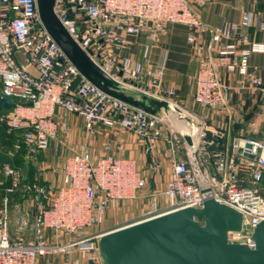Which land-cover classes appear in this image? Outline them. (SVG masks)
Returning <instances> with one entry per match:
<instances>
[{
    "label": "built area",
    "instance_id": "1",
    "mask_svg": "<svg viewBox=\"0 0 264 264\" xmlns=\"http://www.w3.org/2000/svg\"><path fill=\"white\" fill-rule=\"evenodd\" d=\"M210 2L195 0L199 7ZM54 12L94 65L127 95L137 98L144 94L179 108L177 90L165 80L164 64L151 65L146 53L143 62L126 53L129 37L146 34L156 45L167 25L181 24L189 30L187 41L199 64L193 96L197 104L223 110L231 93L225 75L234 74L249 81L264 97V84L249 64L252 54L264 53V44L252 41L245 33L254 26L256 16L252 13H246L240 23L213 27L200 20L189 0H55ZM260 28L264 29V24ZM203 36H209L208 43L203 42ZM0 97L13 105L0 110V128L8 134L21 132L19 142L7 150L0 146V154L9 159L0 160V187L10 182L0 207V264H38L40 259L50 263L55 256L72 260L76 252L91 264H103L97 241L104 233L89 235L87 230L100 224L108 209L143 197L148 178L138 159L127 157L121 144L107 143L99 155L88 143L70 147L71 127L66 115L81 117L87 134L101 124L135 135L145 146L148 169L158 172L162 164L156 153L163 125L169 114L177 112L149 114L92 84L47 31L37 0H0ZM199 125L194 134L191 132L192 147L180 134H170V173L163 192L169 208L149 218L216 200L243 215L242 231L230 232L228 241L253 249V230L264 221L260 190L264 144L242 139L254 144L252 154L262 148L257 161L243 163L237 145L233 154L210 152L214 141L206 139L205 123ZM53 143L67 148L69 154L61 165V184L50 196L43 184L41 158ZM22 149L25 161L36 171L28 186L36 210L27 213L19 228L22 231L31 220L29 240L10 234V195L25 179L11 162ZM180 151L184 158L178 157Z\"/></svg>",
    "mask_w": 264,
    "mask_h": 264
},
{
    "label": "crops",
    "instance_id": "2",
    "mask_svg": "<svg viewBox=\"0 0 264 264\" xmlns=\"http://www.w3.org/2000/svg\"><path fill=\"white\" fill-rule=\"evenodd\" d=\"M189 1L198 13L200 20L213 27L224 23H240L246 13L254 14L256 16L254 26L246 29L245 33L252 41L264 44V29L260 28L264 24V0H212L204 7L197 6L195 0ZM188 33L189 30L185 25L169 24L156 45L151 44L146 34L129 37L130 49L126 55L135 61L143 62L146 53L151 65L159 62L164 64L166 69L165 80L176 88V102L183 106L182 110L197 114L199 118L205 120L208 131L222 135L223 147H219L220 144L214 142L209 148L210 152L229 151L230 154H233L234 146L242 139L264 144V97L261 91L252 86L249 81H244L235 74L225 75L231 93L228 104L223 110L204 109L194 101L195 78L199 64L187 41ZM202 40L204 43H208L210 38L209 36H203ZM249 64L251 71L253 72L256 69L255 74L264 84V53L252 54ZM66 118L71 127L70 147L78 148L83 140L84 121L81 117L74 115H66ZM166 127V124H164L162 137L158 143L156 159L161 164L167 163L170 173V145L168 139L171 133ZM94 130L95 134L90 138V143L95 155L102 154L106 143L121 144L126 150V156L134 157L139 162L143 156L141 151H146L143 142L129 132L108 129L101 124H97ZM68 154L67 148H58L57 144L53 143L50 149L42 155L41 159L44 165L43 184L45 187H57L61 184V165ZM145 154L144 156L147 159ZM139 156L140 158H137ZM178 157L184 158L183 151L178 153ZM147 162L149 163V159ZM211 172L215 175L213 166ZM168 179L169 175L167 176ZM263 183L264 180L261 185ZM261 185L260 190L264 196V186ZM141 195H143V192ZM76 260L78 263H76ZM38 264L91 263L87 261L85 255L76 252L72 260L67 256H55L50 259V263L40 259Z\"/></svg>",
    "mask_w": 264,
    "mask_h": 264
},
{
    "label": "water",
    "instance_id": "3",
    "mask_svg": "<svg viewBox=\"0 0 264 264\" xmlns=\"http://www.w3.org/2000/svg\"><path fill=\"white\" fill-rule=\"evenodd\" d=\"M37 2L41 20L51 37L80 73L101 91L149 114L162 111L183 114L168 102L144 94L135 98L119 91L61 24L54 12L55 0ZM2 108L11 109L13 105L0 97V110ZM186 120L189 126L194 127L190 119ZM196 131L194 127L192 134ZM192 134L180 133L190 147L194 145ZM205 134L206 139L216 143L224 141L221 134L208 130ZM236 145L238 155L245 159L243 163L250 161L252 164L262 153V148H258L252 154L254 144L245 140ZM242 229L243 215L240 212L216 200H209L202 207L167 212L106 232L98 239L97 249L103 264H264V221L253 230V249L247 244L228 241L230 232Z\"/></svg>",
    "mask_w": 264,
    "mask_h": 264
},
{
    "label": "rangeland",
    "instance_id": "4",
    "mask_svg": "<svg viewBox=\"0 0 264 264\" xmlns=\"http://www.w3.org/2000/svg\"><path fill=\"white\" fill-rule=\"evenodd\" d=\"M178 107L182 109L183 106L178 104ZM183 111V110H182ZM184 114L171 113L169 114V118L165 120L166 128L170 133L180 134L182 132L191 133L194 130V127H200L199 124L205 123L204 119L199 118L197 114L193 112L184 111ZM76 116V115H74ZM78 117V116H77ZM186 118L192 121L193 126H189ZM202 121V122H201ZM106 128V127H105ZM83 140L80 143H88L90 146V138L94 136V133L87 134L85 132V127L83 124ZM19 137L16 138L15 142H19ZM107 144V143H106ZM105 145V144H104ZM93 150V149H92ZM143 156L140 158V167L143 173L148 178V186L146 190L143 191V199L137 198L131 201H125L121 203L118 207L114 209H108L105 212V216L103 221L87 230V234L96 235L106 233L135 222H139L146 218H149L155 214L161 213L169 208V201L166 196L163 194L164 185L167 181V176L169 175V166L167 163H163L162 167L158 172H152L148 169V162L146 157L144 156V150L141 151ZM181 152V151H180ZM3 161H8L5 156H3ZM22 162V160H21ZM26 162V161H25ZM12 164H16L17 162L12 160ZM21 166H18L21 169V174L25 179H23L19 188L12 193L11 200H13V207L11 211V221H10V234L13 238L23 237L27 240L32 238L31 231V220L28 222V225L20 231V227L25 218H27V213L30 215L33 214L36 210L34 203L32 201V193L29 190L28 186L30 185V181L32 179V172L30 164H26L22 162ZM264 186V183L261 185ZM58 186L54 187H46L48 194L51 196L56 191ZM153 193L157 194V196H151ZM19 206L16 208L15 206Z\"/></svg>",
    "mask_w": 264,
    "mask_h": 264
},
{
    "label": "trees",
    "instance_id": "5",
    "mask_svg": "<svg viewBox=\"0 0 264 264\" xmlns=\"http://www.w3.org/2000/svg\"><path fill=\"white\" fill-rule=\"evenodd\" d=\"M18 137L21 138V132H13V133L8 134L4 128H0V146H2L5 150H7ZM219 147L222 148L223 147L222 144H220ZM24 153H25L24 149H22L21 152L17 153L14 159V161L17 162V165L13 163L14 167L18 168V166H21L23 164L22 162L26 164L25 159H24ZM3 156H4L3 154H0V160H3L4 158ZM30 167H31L30 170L32 172V179L30 181V184H32L36 171L31 165ZM9 185H10V182H6L3 187H0V207H2L3 205V199L7 196L6 188ZM11 196L12 194L10 195V199H11ZM11 206L13 207V200H11Z\"/></svg>",
    "mask_w": 264,
    "mask_h": 264
}]
</instances>
